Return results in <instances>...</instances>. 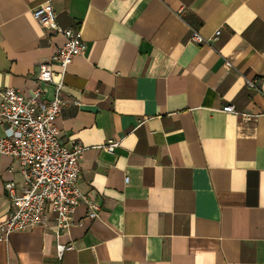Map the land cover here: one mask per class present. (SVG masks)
Here are the masks:
<instances>
[{
    "label": "crops",
    "instance_id": "obj_1",
    "mask_svg": "<svg viewBox=\"0 0 264 264\" xmlns=\"http://www.w3.org/2000/svg\"><path fill=\"white\" fill-rule=\"evenodd\" d=\"M44 1L0 0V88L29 94L63 43L31 15ZM49 1L87 45L51 69L68 100L59 137L84 146L78 184L99 216L80 203L58 234L51 217L13 231L0 264H264V0ZM7 180L20 190L0 153V221Z\"/></svg>",
    "mask_w": 264,
    "mask_h": 264
},
{
    "label": "built area",
    "instance_id": "obj_2",
    "mask_svg": "<svg viewBox=\"0 0 264 264\" xmlns=\"http://www.w3.org/2000/svg\"><path fill=\"white\" fill-rule=\"evenodd\" d=\"M33 19L48 32L62 34L64 40L50 61L39 65L38 78L41 85L29 94H24L13 86L0 88V153L13 156L20 165L22 185L16 190L13 180L4 182V188L11 203L7 215L0 221V240H6L16 230H24L34 225H46L53 218L58 229L69 224L70 214L76 205L87 207L88 218H98V206L91 198L82 193L78 184L80 161L84 146L75 143L68 148L63 145L55 123L57 115L68 100L62 97L63 80L53 81L52 62L58 64L61 72L73 58L86 51L87 45L79 28L62 27L57 23L49 0L31 9ZM219 30L214 32L216 38ZM190 38L195 42L209 41L195 30ZM54 84L52 98L44 105L39 99L44 91L43 84ZM248 86L252 80L246 79ZM77 103V100L73 101ZM224 111H234L232 104L222 107ZM117 144L109 141L108 150ZM128 176L124 177V182ZM71 248V244H57V253Z\"/></svg>",
    "mask_w": 264,
    "mask_h": 264
}]
</instances>
